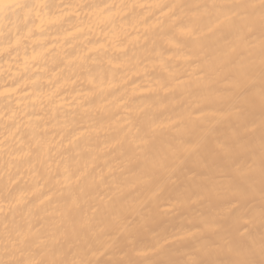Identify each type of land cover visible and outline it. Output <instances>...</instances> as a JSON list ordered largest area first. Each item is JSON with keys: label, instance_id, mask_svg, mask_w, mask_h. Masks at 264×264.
<instances>
[{"label": "clouds", "instance_id": "obj_1", "mask_svg": "<svg viewBox=\"0 0 264 264\" xmlns=\"http://www.w3.org/2000/svg\"><path fill=\"white\" fill-rule=\"evenodd\" d=\"M100 43L47 98L53 56L59 69ZM49 44L48 72L13 75V52ZM85 67L117 87L92 88ZM13 87L0 264H264V0H0V92Z\"/></svg>", "mask_w": 264, "mask_h": 264}, {"label": "snow or ice", "instance_id": "obj_2", "mask_svg": "<svg viewBox=\"0 0 264 264\" xmlns=\"http://www.w3.org/2000/svg\"><path fill=\"white\" fill-rule=\"evenodd\" d=\"M60 18H55V19H48V20H42L40 26L38 27V31H43V24L44 23H57L59 21ZM84 31V29H76L75 31L69 32L66 36H65V41L69 40V39H73L79 36L80 33H82ZM29 35H31V32H29ZM137 40L139 39V37L136 38ZM17 44H19V40L16 41ZM34 43L37 44H44L43 40H38V41H34ZM109 43L112 45V48L114 49L115 52L118 53H125L127 51L125 46H122L119 43V37H113ZM130 44L132 43L131 41L129 42ZM171 43V42H170ZM58 46L55 44H49L46 47L40 48L39 50H33L32 55L30 57L31 61H35V64H32L31 67L35 69V71L37 73H41V72H48L49 68L48 67H40L39 63L42 60V58L47 54L53 51V49L57 48ZM108 45L105 43H100L97 45H92L90 47L87 48L86 51H84L83 53L79 52V51H73L71 54L67 55L64 57V63L66 65V67H61L59 69L55 68V65L57 64V61L55 59V56H53L52 60H51V64L53 65V72H52V76L55 77L59 83L56 84L55 87H53L51 90L47 91V98H52L55 97L56 95L60 94L62 89L65 88H70V87H74L76 82H77V78H78V73H77V69L80 66L83 65H87L89 62L95 64L96 61L94 59H92L94 54H103L102 50L107 49ZM107 63L110 64L112 66V68L114 69H119L123 66V63L119 60H114L112 58H109L107 60ZM30 65H29V57L25 56V64H24V68L25 71H28ZM68 72L69 75L68 76H64L62 78V74L64 72ZM83 71L85 73H87V82L88 84L92 87V88H97L99 87L101 90H104L105 87L111 89V88H116L117 84L115 82V80L113 79L116 75L115 72H111L108 73V79H105V72L101 69L98 71H93V69L85 67L83 68ZM16 75H19V73H17ZM41 77L39 75L33 76L32 80L30 81V83L35 86L39 83ZM27 83V82H26ZM47 83L52 84L53 81L51 78H49L47 80ZM135 92V90H133ZM20 92V89L18 87H13L8 89L6 92H0V96H4V95H13V94H17ZM25 96H28L31 98L30 102L31 103H36L38 100V97L40 95H44V92L42 90H37V94L36 96H33V93L30 89H28L27 87H25V91L23 93ZM92 92H88L86 93V95H92ZM19 102V101H18ZM59 107H63V104L58 105ZM85 131H81L79 136H83L85 135ZM79 136L75 137V139H79ZM66 175L64 176V182L65 184H67L70 179H71V174L68 173V170L65 169Z\"/></svg>", "mask_w": 264, "mask_h": 264}, {"label": "bare ground", "instance_id": "obj_3", "mask_svg": "<svg viewBox=\"0 0 264 264\" xmlns=\"http://www.w3.org/2000/svg\"><path fill=\"white\" fill-rule=\"evenodd\" d=\"M31 55H32L31 49H29V52L27 53V56L29 57V65H30L29 69H32L33 72H36L35 69L31 67L32 64L36 63L35 61H31V59H30ZM25 56H26V54L23 51H21L19 56H16V53L13 52V58L14 59L10 65L13 75H16L17 73H21V72H27V71H25V68H24ZM13 95H15V94H13Z\"/></svg>", "mask_w": 264, "mask_h": 264}]
</instances>
